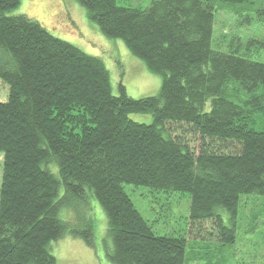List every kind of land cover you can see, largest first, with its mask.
Here are the masks:
<instances>
[{"label":"trees","instance_id":"16d2710c","mask_svg":"<svg viewBox=\"0 0 264 264\" xmlns=\"http://www.w3.org/2000/svg\"><path fill=\"white\" fill-rule=\"evenodd\" d=\"M20 1L0 0V81L8 86L0 102V264H57L50 244L65 234L92 245L90 220L80 228L60 218L63 206L75 209L88 196L105 213L112 264H187L185 237L155 235L124 184L187 193L189 221H210L233 244L240 195L264 197V130L253 119L264 111V63L247 57L264 39L227 53L211 41L216 3L245 0H154L145 9L75 0L160 77L159 91L140 98L121 81L114 94L100 58L26 15L9 16ZM134 113L152 121H134ZM168 124L189 126L199 151L167 133ZM227 145L237 151L223 152Z\"/></svg>","mask_w":264,"mask_h":264},{"label":"rangeland","instance_id":"374dc122","mask_svg":"<svg viewBox=\"0 0 264 264\" xmlns=\"http://www.w3.org/2000/svg\"><path fill=\"white\" fill-rule=\"evenodd\" d=\"M154 0H117L119 6L145 9ZM26 15L38 21L51 35L71 43L84 53L98 57L108 69L112 92L117 94L119 81L132 98L155 95L161 79L149 72L144 63L134 57L119 39L102 34L75 0H21L20 5L7 13ZM264 39V0H245L237 4L216 3L211 49L227 53L245 46L250 40ZM246 53L245 47L242 48ZM264 63V48L253 50L247 56ZM8 86L0 81V102L6 101ZM137 122L150 123V113L130 114ZM254 128L264 130V111L253 117ZM166 131L172 137L197 153L198 135L184 124H168ZM214 145V144H213ZM217 146V145H214ZM219 147V145H218ZM223 152L235 153L237 147L224 146ZM2 156L0 154V184ZM1 188V186H0ZM123 189L134 207L151 227L155 235L184 236L187 264H264V197L242 194L238 203L236 240L224 243L218 239L210 221H189L190 198L187 193L163 192L144 186L124 184ZM63 194L60 189L59 197ZM75 209L63 206L60 218L79 225L91 221L93 243L88 245L80 237L65 234L50 244V252L57 264H112L107 257L111 238L107 233L106 216L95 198L77 199ZM79 218H76V214ZM89 217H91V220ZM70 219V220H67ZM227 219V217H226Z\"/></svg>","mask_w":264,"mask_h":264}]
</instances>
